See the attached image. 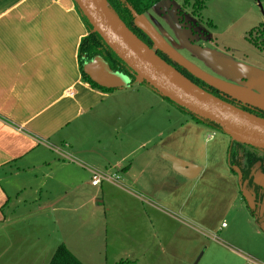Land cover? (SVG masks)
<instances>
[{"label":"crops","instance_id":"obj_1","mask_svg":"<svg viewBox=\"0 0 264 264\" xmlns=\"http://www.w3.org/2000/svg\"><path fill=\"white\" fill-rule=\"evenodd\" d=\"M88 34L74 0H0V224H10V211L20 213L16 210L33 203L40 210L63 212V223L81 224L84 240L92 246L101 240L99 253L106 256L113 252L139 260L141 254L175 255L172 247L184 221L165 204L176 199L183 186L177 177L198 178L207 161L194 153H179L168 134L182 126L184 132L188 129L186 135L217 129L198 122L141 82L138 88L129 85L112 91L93 87L83 78L79 61L80 45ZM170 115L176 120L170 119L171 132L166 121ZM98 125L111 127L115 135L102 132ZM169 155L199 166L200 172L193 178L181 174ZM95 167L117 173V181L108 187L120 192L123 202L118 207L125 215L112 219L103 234L96 219L79 212L85 206L81 193L93 185ZM145 194L149 201L143 199ZM145 205L155 217L150 211L148 218L135 217L138 208L144 213ZM53 212L42 214L41 225L55 224ZM20 235L15 234V241L6 236L4 248L7 241L11 248L12 242L22 246ZM60 244L77 255L67 241ZM76 247L85 256L81 253L85 244L77 241Z\"/></svg>","mask_w":264,"mask_h":264},{"label":"rangeland","instance_id":"obj_2","mask_svg":"<svg viewBox=\"0 0 264 264\" xmlns=\"http://www.w3.org/2000/svg\"><path fill=\"white\" fill-rule=\"evenodd\" d=\"M167 2L188 30V38L178 30L165 10L157 5L139 17L140 23L145 24L151 33L155 46L167 51L177 62L205 74L220 91L264 108V0ZM139 84L136 80L130 85L138 88ZM170 119L176 122L171 115L166 118L169 132L172 131ZM98 128L102 132L108 131L111 136L115 135L111 127L98 125ZM187 132L188 129L185 128L184 132L182 126L168 137L176 141L179 153L202 156L206 158L207 165L193 180L178 176L183 183L178 197L167 199L165 204L168 212L184 221L172 247L175 255L159 258L141 254L139 260L117 256L113 252L106 256L103 252L99 253L101 240L94 243L95 246L84 240L81 224L63 223V212H53L46 207L40 210L38 204L28 203L23 208H16L20 213L10 211L9 217L12 221L16 220L15 223L0 224V264H49L63 241L71 245L77 258L84 264H119L122 259L128 258L135 259L133 264H264V229L251 215L242 195L239 176L231 171L226 161L231 138L218 129L216 132L208 130L204 135L196 131H189V135H186ZM211 135L214 136L211 138ZM182 136L188 137V140H183ZM94 159L99 161L98 158ZM94 170L112 174V181H117L116 172L96 167ZM257 176V181L264 184V175L258 173ZM110 183L103 181L98 186L86 185L81 193V203L85 202V206L79 212L81 216L96 219L95 225L101 234L111 228L112 219L125 217L118 207V203L123 202L122 196L111 188ZM10 190L12 198L16 200V189L12 187ZM94 195L98 196V200L89 203ZM149 198V194L143 197L147 201ZM145 208L144 213L138 208L135 217L148 218L149 211L153 217L156 216L152 208L147 205ZM45 212L55 214L50 217L56 220L54 225H49L48 221L41 225ZM18 232L23 234L20 235L22 246L18 248L12 242L11 248L10 241H7L4 248V238L8 236L14 240ZM77 241L85 244V248H82L84 252H81L85 256L78 254ZM48 242L52 245L48 246Z\"/></svg>","mask_w":264,"mask_h":264},{"label":"water","instance_id":"obj_3","mask_svg":"<svg viewBox=\"0 0 264 264\" xmlns=\"http://www.w3.org/2000/svg\"><path fill=\"white\" fill-rule=\"evenodd\" d=\"M74 1L92 25L93 30L137 75L139 82L148 83L176 104L203 119L219 125L222 131L232 140L264 150L263 117L243 110L213 95L186 78L174 66L158 57L153 50L134 36L128 30L126 24L119 20L109 8L107 0ZM159 6L171 17L178 30L188 38V30L182 25L167 0H162ZM139 17L136 18L137 24L151 36L146 25L140 23ZM165 52L167 53V51ZM169 56L171 57V55ZM172 58L175 60L174 57ZM179 64L185 66L195 77L218 89L205 74L192 67L189 68L181 62ZM84 72L97 85L107 89L127 87L132 82L130 76L113 71L109 63L101 56H97L92 62L87 63L84 66ZM168 158L175 165L177 171L189 178L197 176L200 172V167L197 165L172 155H169ZM184 168L189 169L190 173H186ZM243 192L248 204L254 209L256 207L254 196L246 192L245 187ZM261 228L264 229V223Z\"/></svg>","mask_w":264,"mask_h":264},{"label":"trees","instance_id":"obj_4","mask_svg":"<svg viewBox=\"0 0 264 264\" xmlns=\"http://www.w3.org/2000/svg\"><path fill=\"white\" fill-rule=\"evenodd\" d=\"M162 0H107V5L114 12V14L119 18V20L123 21L128 30L136 36L141 42L147 45L151 50H153L156 55L163 60L167 61L170 65L174 66L181 74H183L186 78L203 88L204 90L212 93L213 95L231 103L235 106L249 111L253 114H256L260 117L264 118V108L259 106L251 105L247 102L239 100L226 92H222L219 89L207 84L201 79L195 77L191 74L186 68L175 63L171 58L168 57V54L164 52L161 48L154 47V40L150 36V34L145 31L144 28L139 26L136 22L137 16H142L149 12L155 6H159V3ZM76 3V2H75ZM204 3L200 4L201 7ZM77 5V4H76ZM160 7V6H159ZM77 8L86 23L89 34L82 39L79 51V61L81 72L83 78L89 82L93 87L99 88L104 91H112L114 89H107L100 87L95 82L91 80V78L84 72V66L87 63L92 62L97 56L103 57L110 65L113 71L121 72L125 75L130 76L132 82L138 81L137 75L109 48V46L104 42L101 36L93 30L92 25L88 21V19L84 16L82 11L77 5ZM155 91L157 94L165 98L171 104L175 105L182 111L192 115L195 120L198 122H202L208 124L220 131H222L221 127L209 120L203 119L194 113L188 111L182 106L176 104L169 98L163 96L156 89L150 86L146 82H141ZM232 140V139H231ZM228 163L231 171L236 172L240 179V186L243 192L245 187L246 192H249L252 196H254L256 207L252 209L248 204V200L244 196V200L247 203L249 210L251 211V215L255 218L257 224L261 227L264 223L263 216L261 214V209L264 204V184L259 183L255 180L258 173L264 175V150L252 147L240 142H236L234 140L231 141V145L228 148ZM131 260H121L119 264H132ZM49 264H84L79 258H77L71 250L65 245L60 244L53 255Z\"/></svg>","mask_w":264,"mask_h":264},{"label":"built area","instance_id":"obj_5","mask_svg":"<svg viewBox=\"0 0 264 264\" xmlns=\"http://www.w3.org/2000/svg\"><path fill=\"white\" fill-rule=\"evenodd\" d=\"M214 135H211V137H213ZM91 174H92V184L94 186H98L100 185L103 181H112V174L111 175H106L105 173L103 172H100V171H97V170H92L91 171ZM249 264H253V263H249Z\"/></svg>","mask_w":264,"mask_h":264},{"label":"flooded vegetation","instance_id":"obj_6","mask_svg":"<svg viewBox=\"0 0 264 264\" xmlns=\"http://www.w3.org/2000/svg\"><path fill=\"white\" fill-rule=\"evenodd\" d=\"M154 47H155V50H156V48H158V47L155 46V43H154ZM163 51H164V50H163ZM168 57L171 58L175 63H178L177 61H175V60H174L172 57H170L169 55H168ZM178 64H179V63H178ZM257 175H258V174H257ZM254 178H255V180L257 181L258 176H256V177L254 176ZM260 212H261V214H262V216H263V220H262V221H264V204H263V208L261 209Z\"/></svg>","mask_w":264,"mask_h":264}]
</instances>
